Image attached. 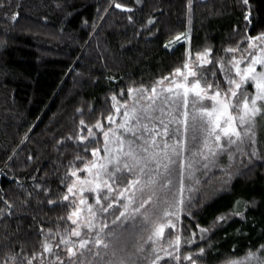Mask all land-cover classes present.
<instances>
[{"label":"trees","instance_id":"trees-1","mask_svg":"<svg viewBox=\"0 0 264 264\" xmlns=\"http://www.w3.org/2000/svg\"><path fill=\"white\" fill-rule=\"evenodd\" d=\"M118 2L132 11L109 7V0H0L5 5L0 8V264H12L21 249L16 264L33 253V264L42 258L47 264L51 257L43 253V243L54 246L60 240L56 233L74 227L67 219L71 198L63 200L73 180L69 168H82L92 160V148L102 150L103 136L95 125L99 120L109 126L107 117L115 114L113 95L122 101L129 86L153 87L206 48L212 49L210 58L230 57L226 48L238 42L246 48L245 37L264 31V0H192L191 12L188 0ZM12 12L18 13L15 20ZM217 77L223 82L218 68ZM80 119L87 127L80 126ZM88 127L98 143H89L93 137ZM78 133L87 139L81 143L75 139ZM256 140L257 157H251L249 148L247 155L232 160L222 155L206 169L202 161L186 180L192 188L186 193L194 204L191 215L182 213L177 230L166 228L162 238L174 240L178 234L181 257L191 252L195 258L203 247L198 264L244 258L256 264L249 252L264 258V120L259 121ZM189 147L195 150L199 142L189 141ZM48 199L54 203L49 205ZM5 200L12 205L11 214ZM233 210L243 215L216 222L217 216ZM197 225L209 230L202 234Z\"/></svg>","mask_w":264,"mask_h":264},{"label":"snow or ice","instance_id":"snow-or-ice-1","mask_svg":"<svg viewBox=\"0 0 264 264\" xmlns=\"http://www.w3.org/2000/svg\"><path fill=\"white\" fill-rule=\"evenodd\" d=\"M243 2L247 4L248 0ZM113 5L116 9L132 11L118 0H109V7ZM3 7L0 3V8ZM7 7L11 9L12 3ZM187 7L191 12L192 0H188ZM108 10L106 7L103 11ZM17 15L12 12L10 18L15 20ZM128 19L131 21L132 16ZM244 19L251 23L247 15ZM148 23L152 24L153 19ZM245 38L246 48H241L238 42L235 47L225 49L233 54L230 57L210 58L212 49L206 48L196 53V61L186 60L183 71L175 69L171 80L168 76L158 79L150 90L143 85L129 86L127 98L122 101L112 96L115 115L107 117L109 126L105 128L99 120L95 125L103 136V155L100 148H92V160L83 163L82 168H69L74 179L67 183L63 200L69 201L71 197L73 210L67 219L74 227L56 233L60 240L54 246L47 240L43 243V253L51 257L47 264H160L162 260L164 264L173 261L180 264L181 260L198 264L205 252L203 247L198 248L195 258L191 252L181 257L180 236L177 234L174 240L162 238L166 228L177 230L182 213L191 215L194 204L186 193L192 188L186 185V180L193 178L197 165L203 161L206 169L222 155L232 160L237 154L247 155L249 148L251 157L258 156L256 131L259 121L264 120V31ZM175 39L179 41L180 36ZM208 64L213 67L205 68ZM217 68L223 82L217 77ZM164 81L169 82L167 87H163ZM116 116L120 117L119 123ZM79 124L87 127L83 119ZM88 136L93 137L89 143H98L91 127ZM75 139L82 143L87 137L78 133ZM189 141L199 142V147L191 149ZM84 147L87 150L88 146ZM81 171L87 175H78ZM34 187L39 189L41 185ZM44 191L47 194L48 189ZM86 193L92 195L93 203L88 202ZM47 202L52 205L54 200ZM4 203L11 214L12 205L7 200ZM3 214L4 210L0 209V216ZM231 215L243 214L233 210L217 216L216 222H226ZM85 228L87 231H82ZM208 230L200 228L202 234ZM48 234L53 235L51 229ZM200 239H204L203 235ZM53 247L58 251H53ZM260 247L264 249V245ZM22 253L23 249L13 255L12 264H16L15 257ZM36 255L25 257L23 264H33ZM248 257L256 264H264V258L253 252ZM39 264H45V259Z\"/></svg>","mask_w":264,"mask_h":264},{"label":"rangeland","instance_id":"rangeland-1","mask_svg":"<svg viewBox=\"0 0 264 264\" xmlns=\"http://www.w3.org/2000/svg\"><path fill=\"white\" fill-rule=\"evenodd\" d=\"M196 59H197V57H196V55H190L189 56V58H188V61L191 63V62H193V61H196ZM259 70V69H258ZM182 71H183V69H182ZM171 78H172V76H170L169 77V80H171ZM177 79H179V77H177ZM168 81H164V84H163V87H167L168 86ZM158 87H160V86H158ZM146 88V87H145ZM152 87H150V88H146V89H151ZM122 111H123V108H121V114H122ZM115 115V114H114ZM119 120H120V117L119 116H116V123H119ZM188 146H189V143H188ZM187 153L188 152H186L185 153V155H187ZM100 155L102 156L103 155V150H101L100 151ZM79 175V174H78ZM85 175H87V173H85L84 172V174L83 175H80V176H85ZM74 179V178H73ZM85 195H88L89 196V203H92L91 201H90V196L92 197V195L91 194H88V193H86ZM71 198V197H70ZM86 229V228H85ZM237 262H241V264H251V260H247L246 258H244V259H240V260H236ZM251 261V262H250ZM250 262V263H249Z\"/></svg>","mask_w":264,"mask_h":264}]
</instances>
